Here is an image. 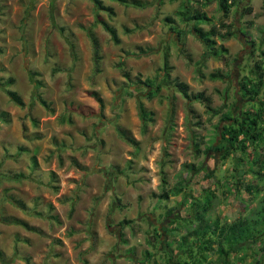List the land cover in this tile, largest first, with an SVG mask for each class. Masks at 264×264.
<instances>
[{
  "label": "rangeland",
  "instance_id": "obj_1",
  "mask_svg": "<svg viewBox=\"0 0 264 264\" xmlns=\"http://www.w3.org/2000/svg\"><path fill=\"white\" fill-rule=\"evenodd\" d=\"M138 1L146 6L103 0L114 9L110 17L92 0H0V264L204 261L195 248L203 231L190 222L191 204L203 201L206 190L216 195L205 216L211 227L255 218L249 230L262 234L250 250L232 252L227 261L264 264V175H256L264 174V166L255 164L264 160V142L245 151L236 147L223 162L217 148L224 113L245 117L262 107L241 93L258 65L264 71V0H232L227 18L218 0H192L214 25H232L219 28L234 36L215 38L220 55L207 59L203 44L177 17L183 0ZM249 6L252 12L244 15ZM100 20L116 29L119 44ZM90 33L99 43V64ZM166 50L172 81L187 85L190 95L211 98L214 109L225 105L223 113L213 116L174 84L146 98L154 89L142 83L162 74ZM29 70L38 73L39 88ZM216 72L225 79L213 80ZM6 90L18 93L24 106ZM138 101L151 114L146 130ZM122 134L136 142L127 143ZM180 181L182 195L161 198ZM174 218L188 220L189 228L171 226ZM125 221L130 224L122 226ZM221 242L205 253L204 264L225 261L217 250L228 244Z\"/></svg>",
  "mask_w": 264,
  "mask_h": 264
},
{
  "label": "trees",
  "instance_id": "obj_2",
  "mask_svg": "<svg viewBox=\"0 0 264 264\" xmlns=\"http://www.w3.org/2000/svg\"><path fill=\"white\" fill-rule=\"evenodd\" d=\"M96 6L98 7L99 11H102L104 13H107L110 15V17L114 16V9L112 7L104 5L103 0H92ZM116 3H119L120 5L124 6H133V7H138V8H144L146 4H142L138 0H110ZM172 2H175L177 0H170ZM219 2V9L223 13V16L225 18L229 17L232 11L233 1L232 0H218ZM205 5V4H204ZM180 6V5H179ZM206 6V5H205ZM244 12L245 14H250L252 12V8L246 7ZM177 17L179 20L186 25L187 27L190 28L191 32L193 33L199 41L203 44L205 48V57L206 59L208 57H211L212 55L219 56L220 54L218 53V48L217 47V42L215 41V38L220 37L223 40L230 39L234 36L232 32H228L226 34H222V32L219 30V28L223 29H230L232 25H226L225 23H221L219 25H214L213 24V19L209 18L208 15L203 11L201 7H195L194 6V1L192 0H183L181 2V6L179 8V11L177 13ZM170 23L173 21L172 19H168ZM99 23L101 26L103 25L108 31L111 36L112 40L116 43H120V39L118 37V33L114 27H111L108 25L103 20H100ZM207 24L211 25L210 31H205L202 29V25ZM183 31L182 33H184ZM180 32L178 31V34ZM90 37L93 41V47H94V56H95V63L99 64L100 62V48H99V43L96 39V37L90 33ZM143 50V49H142ZM221 51H225V48L222 47ZM184 52V51H182ZM264 56V52L262 53ZM124 66V63H120L119 68H122ZM257 72H255V78H248L245 81L242 82V93L241 96L244 99H248L252 102L257 101L262 107L258 110L255 111L254 109H250L248 112L245 113V117L240 115L239 117H236L235 115L233 116V113L227 112L224 113V116L222 117V121L226 124L224 125L222 131L220 132V136L222 139V142L220 145L217 147L219 152H223L221 156V161H226L234 152L236 147L241 148L243 151H245L250 144H256L257 142H264V99L261 100V98L264 96V71L261 66H257ZM172 66L170 65V53L168 50L164 53V58H163V69H162V74H160L156 80H151V79H146L144 83L145 86L152 88L154 90L149 91L145 96L146 98L152 100L156 95H158L161 90L165 86H170L174 84L175 88L179 87L180 92L183 94V96L189 100L190 102L192 101H200L204 102L205 105L208 108V112H210L213 116L219 115L223 113L222 111L225 108V105L219 109H214L211 106V98L205 97L203 93L200 94H192L190 95L188 92V86L184 85L183 83H179L176 81H172L171 79V74H172ZM28 75L30 78V82H32L33 85L41 86L40 81H38L37 76L38 73L32 70L28 71ZM124 77L126 80L130 81V73L129 72H124ZM210 77L213 80H221L225 79V77L222 75L220 72L212 73ZM162 79V81H161ZM12 81H10L11 83ZM6 93L9 95L11 100L15 102V104L23 107L24 102L20 95L14 91L6 90ZM96 99L98 100L99 103L102 104V99L97 97L96 94H94ZM39 102L44 108H48L49 105L47 102L39 97ZM138 115L142 124L143 129L148 128V123L150 122V117L149 113L145 111L144 105L142 101H138ZM222 122V123H223ZM123 140H125L127 143H132L134 144L136 141L131 139V137L122 134L121 135ZM249 144V145H248ZM230 147H229V146ZM264 161V160H263ZM263 161H260L259 158L256 159L255 164H261L260 169H263L264 163ZM191 171H195V165H189L187 167ZM256 175H264L261 173H256ZM184 181H180L177 183V186L172 189V191H165L163 195L161 196L162 199H168L170 194L174 196H180L184 193V189H186L185 184L183 183ZM165 183V181H164ZM205 199L202 201L199 199L198 202H193L191 204L192 207V212L194 213L193 217V222H190L191 228L196 227L199 230H202L203 232L201 235L198 234L197 237V242L195 244V248L200 250L202 252L203 259L204 261L199 260L198 262H192L191 260H186L184 264H204L205 261H207V256H205V253L208 251H213V247L216 244V242H221L224 243L225 246L228 244L227 250H224L222 248H219L217 251L220 252L221 256L225 257V261L222 264H230L228 262V256L232 252H236L237 250H250L253 244L255 245L259 241H261L262 234H252L251 230H249V225L251 222L255 223L256 220L255 218L252 220H241L236 223H233L232 225H221L219 221H216V224H214L212 227L210 226V221H208V218H206V214L209 212L212 206L213 200L216 198L215 193L213 190H206L205 192ZM73 210V209H72ZM172 210H170L167 215V218L173 217V214L171 213ZM264 213V208L262 209V212ZM53 220H57L56 217H51ZM185 220V219H184ZM182 220L183 222L177 220L174 218L173 220L170 221V225H186L188 220L185 223V221ZM14 223L20 224L19 220L15 221ZM196 223V225H195ZM125 224H130V222H123L121 223L122 226ZM189 224H187L186 227H188ZM258 226V225H257ZM29 228V227H28ZM177 228V227H175ZM189 228V227H188ZM194 228V229H196ZM193 229V228H192ZM30 231H36L35 229L31 228L29 229ZM177 230V229H176ZM196 232V231H195ZM193 231L189 229V235H192ZM264 242V240H263ZM264 244V243H263ZM185 246V245H184ZM186 247V246H185ZM191 253H194L192 251ZM262 252H264V246L262 247ZM148 259L151 257V254H147ZM1 259V258H0ZM27 264H30V260H26ZM157 264V263H156Z\"/></svg>",
  "mask_w": 264,
  "mask_h": 264
}]
</instances>
